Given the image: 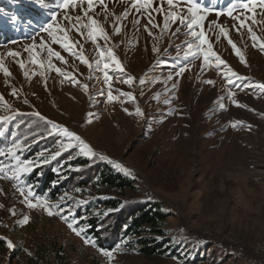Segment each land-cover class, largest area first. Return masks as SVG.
I'll list each match as a JSON object with an SVG mask.
<instances>
[{"label": "rangeland", "instance_id": "374dc122", "mask_svg": "<svg viewBox=\"0 0 264 264\" xmlns=\"http://www.w3.org/2000/svg\"><path fill=\"white\" fill-rule=\"evenodd\" d=\"M8 1H22L42 10L46 14L42 26L52 23L54 33L57 26L67 28L74 47L67 52L59 40L52 43L42 26L27 29L28 37L25 33L0 44V96L5 98L0 101V133L4 134L0 138L4 149L16 139L23 145L17 150L21 160L40 159L42 151L49 158L62 152L21 179L0 180V242L4 244L0 264H30L37 250L43 253L42 264H257L255 254L264 260L256 251L264 244V90L254 87L264 83V52L259 43L253 46L247 31L252 27L264 41V9L249 14L246 26L238 32L239 21L228 12L197 7L213 51L227 65L217 67L214 58L204 63L202 51H197L199 41L188 35V28L177 31L179 21L165 27L166 13L188 15L191 4L183 0H174L176 6L171 9L167 0H152L147 10L143 4L131 7L137 0H94L87 16L86 0H77L79 6L70 10L46 6L40 0ZM66 14L80 15L78 31L74 21L64 19ZM233 15L245 17L239 6ZM91 18L104 29L107 41L99 32L95 41L88 36ZM56 35L63 38V34ZM228 39L237 45L246 64ZM41 40L47 47H40ZM33 44L35 58L43 67L32 64L24 51ZM48 47L60 52L64 60L49 57ZM100 50L110 64L107 70ZM10 51L21 55L14 59L8 55ZM109 51L121 62L123 72L107 57ZM228 67L239 77H233L231 84L225 78L230 75ZM4 69L11 75L5 76ZM105 71L111 77L107 83ZM129 76L133 79L125 83ZM51 123L80 135L95 157L80 155L78 149L65 151L61 147L65 138ZM49 131L54 134L49 136ZM78 159L88 165L75 164ZM14 163L1 156L5 175L11 176ZM104 164L132 182L135 190L127 193V199L153 201L168 213L166 230L183 253L182 259L148 261L124 246L99 250L88 236L95 246L84 243L88 204L119 197L90 186L94 173ZM49 175L54 176L50 191L60 188L52 200L25 184L27 178L37 176L42 181ZM19 189H31L37 201L45 200L53 212L60 205L59 214L48 216L41 207L29 209ZM66 213L69 222L84 229L82 236H76L61 218ZM23 216L30 218L27 225L22 223ZM107 225L104 219L97 227L104 230ZM8 241L13 243L12 249L7 248Z\"/></svg>", "mask_w": 264, "mask_h": 264}, {"label": "trees", "instance_id": "16d2710c", "mask_svg": "<svg viewBox=\"0 0 264 264\" xmlns=\"http://www.w3.org/2000/svg\"><path fill=\"white\" fill-rule=\"evenodd\" d=\"M245 1L247 0H188L186 3L195 4L200 9L207 8L210 12L223 13L228 12L230 8L234 11ZM40 2L52 7L57 4V0H40ZM234 5L236 7H233ZM45 16L42 10L32 4L22 1H16L14 4L8 0H0V44L10 42L15 38L19 39L22 34L28 32L27 29H32L30 28L32 26L41 27ZM13 17L17 18L15 23L12 22ZM24 36L28 37V34ZM4 148L5 142L0 138V149ZM75 164L83 167L88 165L82 159H78ZM53 177L49 175L46 179L39 181L35 176L31 179L27 178L25 184L37 189L38 195L46 194L47 198L52 200L55 198V191L60 189L50 191ZM43 186H46V191H43ZM90 186L119 195L116 198L95 199L86 208L85 236L92 237L99 250L112 251L118 246H124L148 261L162 258L182 259L183 253L179 252L180 248L171 241L166 230L168 213L153 201L127 199V193L135 190L128 178L104 164L94 173ZM104 219L108 224L107 228L99 230L97 226H101ZM0 249H4V244L1 242ZM257 259V264H264V260ZM42 260L43 253L37 250V256L29 262L30 264H42Z\"/></svg>", "mask_w": 264, "mask_h": 264}, {"label": "snow or ice", "instance_id": "6c2138e0", "mask_svg": "<svg viewBox=\"0 0 264 264\" xmlns=\"http://www.w3.org/2000/svg\"><path fill=\"white\" fill-rule=\"evenodd\" d=\"M185 2H188V0H185ZM143 4L144 9H150L151 5H152V0H137V3L132 4L131 7H133L134 9H137L140 7V5ZM167 4L168 7L174 8L176 5L174 4V0H167ZM86 9L84 10V15L87 16L88 11L92 10L94 8V0H86ZM57 8H62L65 10H70V9H74L76 7H78V3L77 0H61V2L57 3L55 5ZM233 7H236L235 5ZM240 9L243 10L245 17H241V16H234L233 15V8H230L228 10L227 15L232 18L233 20L239 21V27L236 28V31L239 32V30L241 28H244L246 26V17L249 14H254L256 12L257 8L260 9H264V0H247V2H243L239 5ZM198 12L199 9L196 7L195 4L191 5L188 9H187V13L188 15L186 16L183 12H168L165 14V27H167V23L172 22V23H176L177 21H179V26L177 27V31H180L182 27H186L189 29L188 35H190L193 40H198L199 44L197 45V51H202L203 53V61L204 63H208L210 60H212L213 58L215 59V61H217V67L224 65L227 67L226 62L220 58L219 55H217L213 49H212V45L209 42L208 37L205 34V30L203 29V26L200 24V21L203 20L202 16H198ZM56 13L53 12L52 13V19L55 21L56 20ZM64 19L66 21H69L70 23H73V27L77 28V25H79V22L81 20L80 15H76L75 17H72L71 15H65ZM148 20L149 23H151L152 17L151 14L149 12V16H148ZM17 21L16 17L12 18V22L15 23ZM136 23H139V21H136ZM252 23L255 24L256 20H255V16L253 15L252 17ZM53 27L54 25L52 23H48L46 26H42L41 31L46 32L48 34L49 37H51V42L52 43H56L59 40L60 46L67 52H72V49L74 47V44L72 42L69 41V36L67 35L68 29L67 28H60V27H56L55 29V33L53 32ZM89 27V32H88V36L93 38V41L97 40L100 38V36H102L105 41L108 40V37L105 35L104 33V29L99 27L97 24V21L94 18L90 19V24L88 25ZM152 27H158V25L156 24H152ZM216 27H219V25H216ZM195 28H199V31H196ZM146 30H147V26H146ZM78 31V28H77ZM248 34L251 37V40L253 41V46L255 47L256 43H259V50L261 52H264V41H260L258 36L253 32L252 27H248L247 28ZM97 32H99L100 36H97ZM220 32L222 34H224V36L227 38V32H225L224 28L220 27ZM56 33H60L63 34V38L60 39V37L58 35H56ZM116 33H119V28H116ZM80 35L82 36L83 33H80ZM149 35H151V33L149 32ZM228 44H230L232 46V49L236 52V55L239 56L240 61L242 63L246 64V60L244 58V56L240 53L239 48L237 47V45L231 40L228 39ZM36 45L33 44L31 46H27L25 47L24 51L28 52L30 57H31V63L34 65H38L39 67H43L42 63H38V61L35 58L34 55V49H35ZM40 47L44 48L47 47L45 41L41 40L40 41ZM189 47L191 48L192 45L189 44ZM206 48V50H205ZM155 51V49H154ZM47 53L49 57H55L56 60H60L63 61L64 57L61 56L60 52L58 51H53L51 47L47 48ZM73 55H77V53H72ZM9 56L13 57L14 59L19 57L21 54L18 52H12L10 51L8 53ZM99 56L102 60H104L103 63V68L104 69H108L110 67V64L108 63V60L105 59V52L103 50L99 51ZM107 57L112 61V64L115 66V68L120 71L123 72L124 69L121 65V62L113 55V53L111 51H109L107 53ZM81 59V61L83 63H88L87 60L84 59L83 56L79 57ZM99 63V61H98ZM0 67H3L2 65H0ZM20 68H24L25 65L21 62L19 64ZM49 67H51V63H49ZM55 71L59 74L61 73V69L60 68H56ZM181 72L184 71L183 68L180 69ZM228 73H230V75H225V78L227 79L228 83H233V77H236L237 79L239 78L237 73L235 71H233L231 69V67H228ZM4 75L5 76H10L11 73L7 70L4 69ZM27 75V74H25ZM104 78H105V82L107 83L111 77L108 75V72L105 71L104 73ZM133 78L132 77H127V79L124 81L125 83H128L129 81H131ZM143 83V82H142ZM208 83H213V81L209 80ZM254 87L259 88L261 90H264V83L262 84H257L254 85ZM232 93H230L231 95ZM12 95L15 96L16 92L13 91ZM126 95H130V94H126ZM108 100L111 101L113 100V95L111 93V91H109L108 93ZM4 97L0 96V101H4ZM134 99V97H133ZM25 103H27V101H25ZM233 103H236V101H233ZM239 106V105H237ZM137 114H142L140 113V110L137 109ZM36 115L40 118V119H45L39 112L36 113ZM46 123H50L48 121H46ZM232 127H237L236 124H233ZM51 128L55 129L56 132H58L60 135H62L65 140L61 143V147L65 150V151H70L72 149H78V152L80 155H83L85 157L88 158H94L95 157V152L92 149L91 145L88 144L86 141H84L80 135L70 131L67 127H59L57 124L55 123H51ZM54 133L52 131L48 132V135L51 136ZM3 133H0V136H3ZM27 139V138H26ZM22 142L19 140L14 139L13 143L11 146L7 147L6 149H0V156H8L9 158H11L12 160L15 161V163L11 166V168L9 169V171L11 172V176L5 175V169L3 167H0V180H5V179H10V180H18L23 178L24 176H26L27 174H30L32 171H34L36 166H39L41 164H47L50 162V160H55L57 159V157H59L62 152L57 151L56 153L52 154L51 157H46L44 152H40L39 153V157L40 159L37 160H32V159H25V160H21L19 159V157L17 156V150H20L22 148ZM20 195L21 197L24 198V202L26 203L27 207L29 209H35L37 207H41L43 209V211L46 212V214L48 216H53V215H57L59 214V209H60V205H57V211L53 212L52 207L45 201V200H39L37 201L35 195L33 194L32 190L29 189L27 192H24L23 189H19ZM13 215H15V212H12ZM67 216V213L62 215L61 218L65 220V223L67 224L68 228L71 229L74 234L76 236H82L84 234V229L82 228H78L77 226H74V224L72 222H69L65 217ZM75 218V217H73ZM29 217L28 216H23L22 218V223L24 225H27L29 223ZM84 243L85 244H92L94 245V242L89 240L86 236L84 238ZM7 248L12 249L14 247L13 243L11 241H8L6 244ZM104 255L106 256H110V253L105 252Z\"/></svg>", "mask_w": 264, "mask_h": 264}, {"label": "bare ground", "instance_id": "6f19581e", "mask_svg": "<svg viewBox=\"0 0 264 264\" xmlns=\"http://www.w3.org/2000/svg\"><path fill=\"white\" fill-rule=\"evenodd\" d=\"M206 232V230H205ZM262 250V251H261ZM256 251L261 254L262 256H264V244L262 246H260L259 248L256 249Z\"/></svg>", "mask_w": 264, "mask_h": 264}, {"label": "built area", "instance_id": "2783aa9c", "mask_svg": "<svg viewBox=\"0 0 264 264\" xmlns=\"http://www.w3.org/2000/svg\"><path fill=\"white\" fill-rule=\"evenodd\" d=\"M208 236V235H207ZM262 251V250H261ZM257 258H259L260 259V256H256Z\"/></svg>", "mask_w": 264, "mask_h": 264}]
</instances>
